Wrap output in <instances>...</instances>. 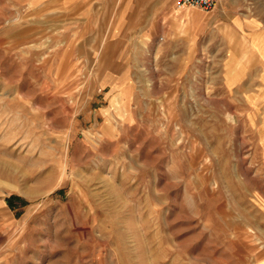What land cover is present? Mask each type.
<instances>
[{"label": "rangeland", "instance_id": "1", "mask_svg": "<svg viewBox=\"0 0 264 264\" xmlns=\"http://www.w3.org/2000/svg\"><path fill=\"white\" fill-rule=\"evenodd\" d=\"M176 1L0 0V264H264V0Z\"/></svg>", "mask_w": 264, "mask_h": 264}, {"label": "crops", "instance_id": "2", "mask_svg": "<svg viewBox=\"0 0 264 264\" xmlns=\"http://www.w3.org/2000/svg\"><path fill=\"white\" fill-rule=\"evenodd\" d=\"M106 2V1H105ZM119 3L122 5H133V8L130 10L128 9L127 15L131 14V12H136L139 16L142 18L146 16L149 13H153L154 10H159L158 8L160 7V10L163 11V13L170 12L172 13V9L175 5V0H119ZM164 6V7H163ZM126 8V7H125ZM159 10V11H160ZM164 14H158L157 15V21L164 19ZM139 17V18H141ZM164 21V20H163ZM155 30H151V35L154 37L159 36V40L161 43L169 46L171 43V35H169L168 28L167 29H162L158 32H154Z\"/></svg>", "mask_w": 264, "mask_h": 264}, {"label": "built area", "instance_id": "3", "mask_svg": "<svg viewBox=\"0 0 264 264\" xmlns=\"http://www.w3.org/2000/svg\"><path fill=\"white\" fill-rule=\"evenodd\" d=\"M219 0H177L176 4L179 8L187 6H198L204 10H210L216 6Z\"/></svg>", "mask_w": 264, "mask_h": 264}, {"label": "trees", "instance_id": "4", "mask_svg": "<svg viewBox=\"0 0 264 264\" xmlns=\"http://www.w3.org/2000/svg\"><path fill=\"white\" fill-rule=\"evenodd\" d=\"M16 199H18V197H16V196H11V197L8 198V203H9V204H12Z\"/></svg>", "mask_w": 264, "mask_h": 264}, {"label": "bare ground", "instance_id": "5", "mask_svg": "<svg viewBox=\"0 0 264 264\" xmlns=\"http://www.w3.org/2000/svg\"><path fill=\"white\" fill-rule=\"evenodd\" d=\"M245 57V56H244Z\"/></svg>", "mask_w": 264, "mask_h": 264}]
</instances>
